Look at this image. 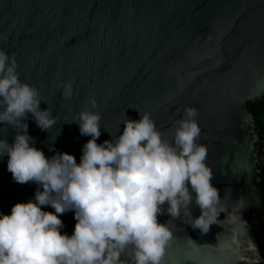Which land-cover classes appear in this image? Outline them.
<instances>
[{"label":"water","instance_id":"95a60500","mask_svg":"<svg viewBox=\"0 0 264 264\" xmlns=\"http://www.w3.org/2000/svg\"><path fill=\"white\" fill-rule=\"evenodd\" d=\"M264 0H0V264H264Z\"/></svg>","mask_w":264,"mask_h":264},{"label":"trees","instance_id":"16d2710c","mask_svg":"<svg viewBox=\"0 0 264 264\" xmlns=\"http://www.w3.org/2000/svg\"><path fill=\"white\" fill-rule=\"evenodd\" d=\"M250 109L255 117L258 126V131L262 138V155L264 157V97L251 102ZM261 167L263 169V185H264V160ZM100 264H122V263L118 261H109Z\"/></svg>","mask_w":264,"mask_h":264}]
</instances>
